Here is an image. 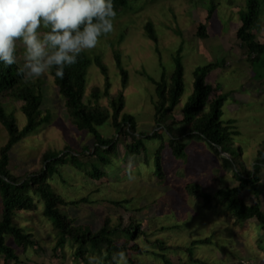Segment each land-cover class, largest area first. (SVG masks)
<instances>
[{
    "label": "rangeland",
    "instance_id": "obj_1",
    "mask_svg": "<svg viewBox=\"0 0 264 264\" xmlns=\"http://www.w3.org/2000/svg\"><path fill=\"white\" fill-rule=\"evenodd\" d=\"M247 3L248 0H159L147 6L134 3L131 7H121L114 19L113 31L106 36L102 35L95 48L80 54L92 61L84 102L109 106L110 100L123 92L126 98L125 112L136 118L140 130L152 132L156 124L158 94L157 85L150 78L160 80L164 76L168 84H172L177 69L175 57L182 49L185 92L168 118L184 117V107L194 92L195 69L199 65L219 64L210 71L206 80L213 89V95L227 98L223 119L236 120L241 131L239 144L244 147L247 162L253 165L259 147L264 143V54L250 67V62L236 46L237 32L243 23L242 12L246 11ZM260 9L257 37L264 42V0H261ZM201 25L206 26V34L198 33ZM155 35L157 40L153 38ZM16 52L19 55L16 60L23 64V46L20 41H17ZM119 58L128 73L126 83L118 63ZM101 66L107 69L108 76L102 72ZM52 70L40 77L44 82L45 95L42 108L49 115L43 124L21 140L12 151L11 167L17 174L39 166V158L48 147L62 149L71 145L80 151L94 148L96 144L95 135L88 130H79L71 121L65 98ZM107 78L110 83L108 95L105 93ZM97 87L103 90V94L99 99H94L93 89ZM3 101L8 111L15 114L20 127L24 128L27 117L21 111L20 102L10 99ZM100 130L109 137L116 135L110 123L101 126ZM8 137L9 133L0 124V148ZM157 143L153 141L149 145L155 147ZM194 145V161L186 179L212 182L215 168L221 164L202 141ZM171 153L169 149V155ZM177 158L185 159V156ZM60 168L65 182L76 180V185L65 184L61 176L56 174L54 189L68 198L87 196L93 201L70 208L71 214L80 222L101 227L110 202L123 200L125 217L134 211L136 219L145 227V235L141 238L144 245L149 244L147 240L155 241V237L168 240L170 244L190 245L195 239L212 236V243L200 246V256L219 264H264V247L260 242L264 239L262 226H256V222L251 220L245 223V227L233 225L234 220L226 218L223 215L225 212L219 208L203 207L202 201L184 193L170 181L159 183L157 172L147 171L144 177L143 174H132L135 178L130 180L127 167L119 169L107 183L98 185L93 180L82 179L81 172L77 169L78 173L69 164ZM222 179L227 185L238 184L232 172L224 171ZM113 208L118 213L124 210L119 206ZM22 217L28 231H34L43 239L45 233L46 236L51 235L48 228L40 227L41 221L33 215L23 214ZM5 237L7 245L15 249L24 264H70L69 260L61 262L52 258V243L49 241L45 242V249L38 255L33 249L23 252L12 236ZM165 252L172 255L170 249ZM131 257L143 264H165L162 258L153 255L151 251L132 254ZM2 261L0 254V264ZM187 263L198 264L190 257H187Z\"/></svg>",
    "mask_w": 264,
    "mask_h": 264
},
{
    "label": "trees",
    "instance_id": "obj_2",
    "mask_svg": "<svg viewBox=\"0 0 264 264\" xmlns=\"http://www.w3.org/2000/svg\"><path fill=\"white\" fill-rule=\"evenodd\" d=\"M155 0H112L118 13L123 6L139 3L147 6ZM261 0H248L246 11L242 12L243 23L237 32L236 46L248 59L250 67L264 54V42L257 37ZM211 19V16L209 17ZM46 31L41 28L38 32ZM207 33L206 26L201 25L198 33ZM157 40V36H153ZM182 49L178 51L177 69L174 81L168 84L163 76L160 80L150 78L157 85L155 127L152 132L139 129L136 118L126 113V98L122 92L110 100V105L85 103L86 85L90 59L79 55L77 62L65 67L64 77L55 76L61 94L65 98V106L70 119L79 130H88L95 135L94 148L80 151L71 145L62 149L48 147L39 158V166L17 174L12 169V151L27 135L43 124L49 115L45 114L44 82L42 78L25 80L17 74L18 61L11 67L0 62V124L9 133L7 142L0 148V254L2 264H24V260L15 249L6 243V235L13 237L14 242L28 252L33 249L36 254L45 249V242L52 243V258L70 264H89L88 257L95 256L100 264H115L114 253L124 250L127 264H143L131 255L151 251L153 255L163 259L165 264H188L187 257L198 264H219L198 254L200 246L212 243V236L195 239L190 245H176L168 240L155 237L144 245L141 238L145 235L144 226L136 219L134 211L125 217L123 200L110 202L104 223L96 228L92 223L78 221L70 212V208L80 207L91 201L87 196L68 198L55 190V176L65 178L60 166L69 164L80 173L81 178L93 180L98 185L107 183L119 169H126L132 162V174L146 175L147 171L157 172L159 183L170 181L184 193L202 201L207 209L214 207L224 211L226 218H232L233 225H242L249 220L264 228V143L252 164L244 157V147L239 144L241 131L235 119H223L224 104L227 98L213 95V89L207 82L210 71L219 64L199 65L194 71V92L184 107L181 119L168 116L174 111L185 92ZM18 56L16 52L14 54ZM125 83L128 73L122 67ZM102 72L108 71L101 66ZM105 93L109 94V78ZM103 90L93 89L94 99H99ZM3 99L20 102L21 111L27 117V123L21 128L15 114L9 112ZM110 123L116 130L115 136L102 134L100 127ZM196 140V141H194ZM158 141L155 147L149 143ZM202 141L218 158L220 166L215 168L212 182H200L196 178L187 180V173L193 163L192 155L196 150L195 142ZM169 149L171 154L169 155ZM185 156V159L177 157ZM77 171V172H78ZM232 172L238 184L231 186L224 183L223 172ZM78 172V173H79ZM79 178L77 182L81 179ZM55 183V184H54ZM76 185V180L65 182ZM57 188V186H56ZM248 191L249 194H246ZM130 201V200H126ZM115 206L123 208V212L114 211ZM23 214L33 215L41 221L40 227L49 229L51 235L41 238L34 231H28L24 224ZM23 225V226H22ZM260 242L264 247V239ZM170 249L169 256L165 250ZM263 251V250H262ZM177 257V258H176ZM177 259V261H175Z\"/></svg>",
    "mask_w": 264,
    "mask_h": 264
},
{
    "label": "clouds",
    "instance_id": "obj_3",
    "mask_svg": "<svg viewBox=\"0 0 264 264\" xmlns=\"http://www.w3.org/2000/svg\"><path fill=\"white\" fill-rule=\"evenodd\" d=\"M155 0L150 4H154ZM149 4V5H150ZM117 15L112 0H0V62L17 63V41L23 46V64L17 74L26 81L55 69L63 78L65 67L77 62L85 50L95 48L99 38L113 31ZM46 31L38 32V29ZM128 165V178L132 175ZM115 264H127L124 250L113 254ZM89 264H100L95 256Z\"/></svg>",
    "mask_w": 264,
    "mask_h": 264
},
{
    "label": "built area",
    "instance_id": "obj_4",
    "mask_svg": "<svg viewBox=\"0 0 264 264\" xmlns=\"http://www.w3.org/2000/svg\"><path fill=\"white\" fill-rule=\"evenodd\" d=\"M246 264H248V263H246ZM249 264H250V262H249Z\"/></svg>",
    "mask_w": 264,
    "mask_h": 264
}]
</instances>
